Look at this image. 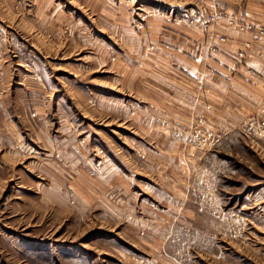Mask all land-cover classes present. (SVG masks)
<instances>
[{
	"label": "rangeland",
	"instance_id": "374dc122",
	"mask_svg": "<svg viewBox=\"0 0 264 264\" xmlns=\"http://www.w3.org/2000/svg\"><path fill=\"white\" fill-rule=\"evenodd\" d=\"M192 6L0 0V264H264V87L237 124L206 126L184 112L219 110L205 73L179 80L145 42ZM196 10L213 38L233 29L206 21L225 7Z\"/></svg>",
	"mask_w": 264,
	"mask_h": 264
},
{
	"label": "crops",
	"instance_id": "0c3cea01",
	"mask_svg": "<svg viewBox=\"0 0 264 264\" xmlns=\"http://www.w3.org/2000/svg\"><path fill=\"white\" fill-rule=\"evenodd\" d=\"M182 1L186 4L192 3L193 6L184 9V13L162 10L156 15L157 20L147 27L145 42L153 50L150 54L158 60L157 64L161 63L164 70L172 67L175 72L174 75L179 80L183 79V82H185L184 79L187 77L186 81H191V78L182 71L183 69L193 73H205L209 85L208 90L211 92L210 97L215 99L211 105L213 108L218 105L216 108L220 107L219 110L213 109V112H206L188 106L184 112L202 115L201 120L205 125L218 124L222 129H227L233 125V121H236L235 124H237L242 119V116L239 115L243 112L245 104L247 109H255V89L260 88V86L264 87V48L262 47L264 39L253 44L248 51L246 62H244L254 70L257 69L262 72V77L258 76L259 80L255 77H247L246 65H242L234 59V53L246 40V36L233 29L219 27V33H223L225 40L222 42L216 41L212 35L207 33L210 28L205 29L198 25L195 15L198 12L196 6L200 1L204 3L214 2L221 7H225L226 11L236 13L243 20L264 26V0ZM211 41L219 46L220 52L207 58L206 54ZM141 43L146 44L143 42L138 44ZM173 65L178 67H173ZM223 76L230 77V82L226 81ZM181 112L177 110L172 114ZM215 112L219 113L220 117H217ZM143 114V111H139L134 115L139 129L149 127L147 118L143 117ZM213 115H216L217 121L209 119Z\"/></svg>",
	"mask_w": 264,
	"mask_h": 264
},
{
	"label": "built area",
	"instance_id": "2783aa9c",
	"mask_svg": "<svg viewBox=\"0 0 264 264\" xmlns=\"http://www.w3.org/2000/svg\"><path fill=\"white\" fill-rule=\"evenodd\" d=\"M206 21L211 24L224 23L229 28H235L237 31L247 35V40L242 44L241 49L238 52L240 58H244L246 55V50L250 48L253 42L264 39V27L260 25L253 24L249 21L242 20L238 17L236 13L226 12L223 10H215L206 17ZM218 41H224V35L217 33L214 34ZM212 51H217V49L212 48ZM248 73H252V70L248 69Z\"/></svg>",
	"mask_w": 264,
	"mask_h": 264
}]
</instances>
